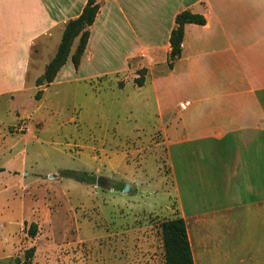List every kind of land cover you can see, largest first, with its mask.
I'll use <instances>...</instances> for the list:
<instances>
[{
  "label": "rangeland",
  "instance_id": "rangeland-1",
  "mask_svg": "<svg viewBox=\"0 0 264 264\" xmlns=\"http://www.w3.org/2000/svg\"><path fill=\"white\" fill-rule=\"evenodd\" d=\"M120 43L112 32L93 34V57L82 52L79 73L67 58L61 71L70 73L38 87L32 78L48 51L36 58L35 50L31 59L38 61L31 62L24 86L0 94L2 219L17 217L18 199L24 205L16 226L2 234L0 264H17L30 247V264H164L159 223L176 215L165 140L152 99L147 105L142 99L150 93L133 85L145 69L127 61L124 72H109L122 65ZM76 44L77 38L70 53ZM61 170L93 180L79 182ZM248 211L233 214L218 239L215 256L226 264L264 258V248H256L264 246V218Z\"/></svg>",
  "mask_w": 264,
  "mask_h": 264
},
{
  "label": "crops",
  "instance_id": "crops-1",
  "mask_svg": "<svg viewBox=\"0 0 264 264\" xmlns=\"http://www.w3.org/2000/svg\"><path fill=\"white\" fill-rule=\"evenodd\" d=\"M85 1L0 0V94L24 86L31 62L38 61L31 52L38 58L48 51L47 61L52 57L64 24ZM96 1L83 53L93 57V34L112 32L124 53L121 67L109 72H124L127 61L145 69L142 84L133 85L150 93L142 99L145 105L152 99L160 121L174 217L183 219L192 262L226 264L215 249L231 216L250 210L264 218V0ZM184 10L204 23L183 25L179 55L168 67V36L175 15ZM62 67L53 80L70 73ZM79 70L80 63L74 74ZM18 201L13 221L2 219L0 208V247L3 232L23 216Z\"/></svg>",
  "mask_w": 264,
  "mask_h": 264
},
{
  "label": "trees",
  "instance_id": "trees-1",
  "mask_svg": "<svg viewBox=\"0 0 264 264\" xmlns=\"http://www.w3.org/2000/svg\"><path fill=\"white\" fill-rule=\"evenodd\" d=\"M97 9L98 4L96 0H86L80 13L75 18L66 21L54 54L45 63L41 74L34 79V86L38 87L43 84H49L67 58L73 66L78 64L88 38L87 27L92 23ZM185 23L201 25L204 23V20L202 16L186 10L175 15V25L170 30L168 36L169 52L166 58L168 67L171 66V61L179 55L183 25ZM75 38H77V44L73 52L70 53L71 45ZM133 82L136 86H140L143 82V77L138 76L133 79ZM40 93L41 89L36 90L34 98H38ZM59 174L60 176L69 177L84 183H89L93 180V175L87 174L86 172L79 173L72 170H61ZM159 231L164 264H193L185 225L181 217H173L161 221L159 223ZM32 251V247L25 250L23 259L18 261L17 264H30Z\"/></svg>",
  "mask_w": 264,
  "mask_h": 264
},
{
  "label": "water",
  "instance_id": "water-1",
  "mask_svg": "<svg viewBox=\"0 0 264 264\" xmlns=\"http://www.w3.org/2000/svg\"><path fill=\"white\" fill-rule=\"evenodd\" d=\"M95 183L98 184V185H102L103 184V182L100 181L99 177L95 178ZM128 189H129V186L127 184H124L122 189H121V192L122 193H126L128 191Z\"/></svg>",
  "mask_w": 264,
  "mask_h": 264
},
{
  "label": "built area",
  "instance_id": "built-area-1",
  "mask_svg": "<svg viewBox=\"0 0 264 264\" xmlns=\"http://www.w3.org/2000/svg\"><path fill=\"white\" fill-rule=\"evenodd\" d=\"M187 101L186 102H183L182 104H180V106H184V105H187Z\"/></svg>",
  "mask_w": 264,
  "mask_h": 264
}]
</instances>
